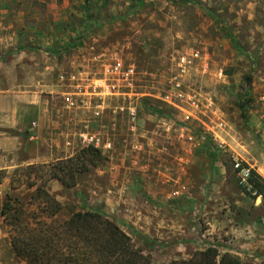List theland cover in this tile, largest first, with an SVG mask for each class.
Returning a JSON list of instances; mask_svg holds the SVG:
<instances>
[{"label": "rangeland", "instance_id": "1", "mask_svg": "<svg viewBox=\"0 0 264 264\" xmlns=\"http://www.w3.org/2000/svg\"><path fill=\"white\" fill-rule=\"evenodd\" d=\"M118 59L138 72L129 95L105 88ZM0 82L46 102L23 136L0 129V264H27L2 215L35 193L17 170L76 156L85 134L107 161L74 187L47 184L61 220L99 209L152 264L210 246L264 263V201L248 183L251 170L264 180V0H0Z\"/></svg>", "mask_w": 264, "mask_h": 264}, {"label": "trees", "instance_id": "2", "mask_svg": "<svg viewBox=\"0 0 264 264\" xmlns=\"http://www.w3.org/2000/svg\"><path fill=\"white\" fill-rule=\"evenodd\" d=\"M101 150L89 146L76 156L55 165H30L13 184L35 188L30 202L9 196L2 215L16 255L27 264H152L150 255L137 248L133 238L103 211L88 208L61 220V203L47 189L50 181L74 187L77 178L104 163ZM250 192L264 201V180L251 170ZM167 264H254L215 247L196 251L189 259ZM264 264V263H261Z\"/></svg>", "mask_w": 264, "mask_h": 264}, {"label": "built area", "instance_id": "3", "mask_svg": "<svg viewBox=\"0 0 264 264\" xmlns=\"http://www.w3.org/2000/svg\"><path fill=\"white\" fill-rule=\"evenodd\" d=\"M187 62L188 61L185 57L180 60L178 74H181V66H186ZM103 67L105 76L103 81L105 83V88L108 94L129 95L127 92H132V90H134L136 80L138 78V72L133 64H126L118 59L115 60L112 64L104 62ZM61 79L64 80V76H62ZM178 79L179 78L176 77L170 82L171 90L175 93V96H172V93L166 94V96L164 97V101L168 104H172L175 99H181V84L179 83ZM67 102L68 104H70V106L75 105L72 98H68ZM129 111L131 119L135 120L136 110L131 107ZM82 141L84 145H87V147L93 146L99 149L100 139L96 136H89L86 134L82 135Z\"/></svg>", "mask_w": 264, "mask_h": 264}, {"label": "crops", "instance_id": "4", "mask_svg": "<svg viewBox=\"0 0 264 264\" xmlns=\"http://www.w3.org/2000/svg\"><path fill=\"white\" fill-rule=\"evenodd\" d=\"M2 83L0 82V129L16 130L21 132L22 136L25 134L24 131L30 129V124L33 119L39 121L44 117L45 114V99L42 94L31 95L24 92L21 95H12L9 91L2 90ZM17 98L19 101L24 100L25 105H18L14 102L10 103L9 99ZM4 101H9L4 104ZM34 121V120H33ZM36 125V121L34 123ZM23 131V132H22ZM14 139H4L3 142L6 144L17 143ZM4 147L0 144V147Z\"/></svg>", "mask_w": 264, "mask_h": 264}]
</instances>
